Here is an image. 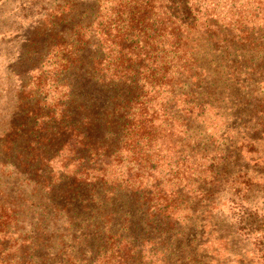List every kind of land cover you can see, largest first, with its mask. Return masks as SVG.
I'll return each mask as SVG.
<instances>
[{"label":"trees","instance_id":"trees-1","mask_svg":"<svg viewBox=\"0 0 264 264\" xmlns=\"http://www.w3.org/2000/svg\"><path fill=\"white\" fill-rule=\"evenodd\" d=\"M82 29L78 24L72 28L76 47ZM61 46L55 42L52 48ZM86 64L92 76L101 74L104 87L117 89V96L123 95L124 100L118 98L112 104L113 98L106 95L110 105L101 110L95 101H89L86 107L78 104L72 111L58 104L60 113L53 121V117L32 116L48 120L39 125L44 132L52 130L46 133L49 142L57 140L64 146L74 140L77 155L86 148V174H97L86 179V204L95 205L94 194L99 191L122 193L131 199V210L141 215L138 221L145 225L141 229L144 235L147 225H179L174 211L177 193L172 191L176 180L185 181L184 223L212 218L223 189L242 195L251 190L247 178L240 181L247 171L243 167L234 170L236 162L232 158L234 152L240 157L243 148L264 138V0H86ZM52 65L57 67L53 75L65 68L61 58L53 60ZM48 77L34 78L37 90H42ZM192 99L196 103L194 112ZM73 102L71 98L66 103L72 106ZM213 111L216 117L226 114L233 120L234 138H227L229 126L223 128L221 136L216 125L214 136L205 134L206 115ZM192 112L196 115L193 120ZM195 119L201 125L199 165L190 163L187 154L181 163L183 168L172 171L171 179L164 182L157 170L163 159L160 154L169 151L166 145L172 146V138L185 136L180 128L196 124ZM46 137H42L44 142L48 141ZM152 151L160 156L155 164H150ZM121 157L128 162L126 178L109 179L105 176L107 167ZM145 166L159 175L158 179L148 174L144 183L139 172L143 173ZM181 170L185 175L178 177ZM190 176H196L197 181H190ZM166 183L171 185L166 187ZM112 214L105 216L115 217ZM135 228L128 232L133 233ZM99 234L91 232L86 237L93 242ZM116 238L122 236L102 235L101 239L108 241L105 252L87 257V264H142L149 239L130 243L127 239L113 241ZM111 258L114 260L109 262ZM144 263L161 264V260Z\"/></svg>","mask_w":264,"mask_h":264},{"label":"rangeland","instance_id":"rangeland-1","mask_svg":"<svg viewBox=\"0 0 264 264\" xmlns=\"http://www.w3.org/2000/svg\"><path fill=\"white\" fill-rule=\"evenodd\" d=\"M64 12L70 13L59 15ZM77 24L85 28L78 47L74 46L71 32ZM55 42L63 46L52 48ZM57 58L64 60L65 68H58L60 71L53 75L57 67H53L52 61ZM72 58L75 62H70ZM38 75H49L41 91L33 83ZM100 75L92 76L86 64V0H0V238L3 240L0 261L87 264V257L105 252L108 241L101 236L116 234L122 239L113 241L127 239L134 243L149 239L142 264L156 260H161V264H264V138L243 148L240 157L234 152L232 158L236 162L234 170L243 167L247 171L240 181L243 183L247 178L251 190L244 195L227 189L220 191L213 217L205 221L191 219L184 223L183 179L172 183V191L177 193L174 211L179 225H147L144 235L141 229L145 225L138 221L142 220L141 215L131 210V199L122 193L99 191L94 194L96 204H86V179L97 176L86 174V148L77 155L73 150L74 140L64 146L57 140L49 142L46 133L52 130L44 132L39 124L48 122L42 121L43 118L53 117L52 121L58 118V104L61 108L65 104L72 111L78 104L86 107V103L95 101L96 108L101 110L110 105L109 99L113 98L112 104L116 103L115 99L124 100L123 95L117 96V89L104 87ZM106 95L110 96L107 101ZM71 98L72 106L66 103ZM37 100L40 102L36 103ZM191 102L194 112L195 99ZM193 112L192 120L196 116ZM33 114L43 118L34 119ZM215 114V111L207 113L205 134L213 135L216 125L221 136L223 128L229 126L230 140L233 120L226 114L217 117ZM195 120L196 124L187 129L180 128L185 136L172 138V146L166 145L169 151L160 154L163 159L157 170L164 182L171 179L172 171L183 168L181 163L187 154L190 163L199 165L201 125ZM43 136L47 142L42 140ZM234 147L232 142V150ZM151 154L150 164H155L160 156L153 151ZM123 159L113 161L105 176L126 178L128 162ZM193 165H190L192 169ZM143 170L139 173L143 174L144 183L148 174L158 179L159 175L146 166ZM184 175L181 170L178 177ZM190 177V181H197L196 176ZM66 190L65 196H61ZM86 207H90L89 211ZM108 212L115 217L107 218ZM132 227L136 228L130 234ZM91 232H100L96 241L86 237Z\"/></svg>","mask_w":264,"mask_h":264}]
</instances>
